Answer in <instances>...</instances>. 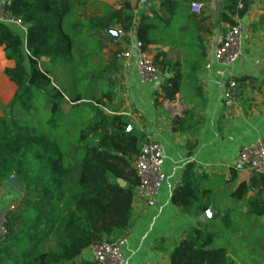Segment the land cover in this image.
<instances>
[{
    "label": "trees",
    "instance_id": "16d2710c",
    "mask_svg": "<svg viewBox=\"0 0 264 264\" xmlns=\"http://www.w3.org/2000/svg\"><path fill=\"white\" fill-rule=\"evenodd\" d=\"M249 4L248 0H226L219 22L235 25L233 18H243ZM6 11L21 21L25 38L21 37L23 31L17 29L15 33L0 22V47L5 59L13 62L4 75L16 87L13 100L0 117V190L14 178L22 187V195L15 211L5 215L0 264H97L78 263L76 259L104 241L122 239L130 227L133 191L138 185L133 164L145 136L135 133L119 112L104 113L100 99L84 103L80 94L68 98L39 63L47 59L59 66L72 64L70 33L81 37L85 30L91 32V41L98 49L112 42L108 33L113 26L128 34L134 22L130 3L124 1L100 17L71 24L70 32L65 29L71 11L69 0H9ZM158 12H152L151 17L141 14L136 29V39L162 76L153 95L155 105L159 99L174 101L176 95L195 84L199 63L205 57L200 33L210 32L201 11L197 15L181 14L177 1L161 0ZM180 20L187 25L181 26ZM253 28L264 31V12ZM157 29L163 31L164 41H176L175 49H171L176 50L175 60L168 57L169 52L150 49ZM246 80L239 81L237 91ZM195 94H199L197 88ZM111 97L107 90L102 92L107 101ZM64 103L70 105V113L81 112L85 119L72 137L63 136L68 127L63 118ZM198 125L190 111L171 122L173 132L191 138ZM69 160L78 165L73 187L69 183ZM231 173L234 179L233 169ZM204 180L207 177L196 174L192 165L184 170L171 197L182 214L200 218L212 206L211 189L201 188ZM250 192L254 196L246 198ZM263 194L264 176L252 172L229 197L244 201L246 213L260 218L264 214ZM214 219H220L236 235L237 227L227 214L216 212L209 222ZM209 222L199 221L175 242L170 264H246L244 254L214 245L217 235L208 230Z\"/></svg>",
    "mask_w": 264,
    "mask_h": 264
},
{
    "label": "crops",
    "instance_id": "0c3cea01",
    "mask_svg": "<svg viewBox=\"0 0 264 264\" xmlns=\"http://www.w3.org/2000/svg\"><path fill=\"white\" fill-rule=\"evenodd\" d=\"M3 1L5 0H0V3ZM74 1L69 0L70 15L73 16L76 10L85 4L88 5L85 0ZM97 1L100 0L93 2ZM174 1L179 3L181 14L183 12L195 14L191 12V5H201L202 15L207 18L205 24L210 26L208 34L200 33L205 57L199 63L195 84L176 95L174 101L162 102L159 99V105H155L153 95L157 91V85L143 84L140 81L133 60L129 62L116 60L119 66L116 84L124 89L121 99L123 103H119L124 107L117 112L127 118L135 133L145 136L141 144L157 142L162 145L165 156L161 169L164 179L155 197L154 206L149 207L139 198L137 192L133 191L131 225L121 237L124 240L121 252L126 264H170L169 255L175 242L199 221L209 222L216 212L221 211L222 197L219 192L229 186L231 193L238 184L251 177L252 171L235 165L239 150L264 140V31L253 28L264 12L263 1L248 0L250 4L245 16L233 18L234 23L239 24L242 29V48L240 58L229 69L221 67L213 56L218 39L231 27L229 24L219 22V15L226 0ZM140 3L139 9L147 11L142 14L151 17L152 12L159 13L161 0H141ZM107 10L108 5H105L102 11L108 13ZM103 14L105 13L102 12L101 15ZM138 22L139 19L133 23L132 29L124 37H116L113 40H117L121 47L126 48L130 42L137 40ZM74 23L76 22L73 21L72 24ZM180 23L181 26L187 25L183 20H180ZM11 29L18 33L17 27L11 26ZM163 36V31L157 29L152 34L155 42L150 49L169 52L168 57L175 60L176 50L171 49H175L177 43L174 40L164 41ZM21 37L24 40L25 32L21 33ZM158 40L162 43H158ZM47 63L50 61L41 59L39 64L42 68L41 64ZM12 67L13 62L5 59L3 48L0 47V111H5L16 93V87L4 75V70ZM229 79L235 80L237 86L240 80H247L238 88L234 108L225 109L224 88ZM195 88L199 91L198 95L195 94ZM185 111H190L199 122L198 131L193 138L187 134L175 133L171 127L172 120L181 117ZM2 114L1 112L0 117ZM188 165L193 166L196 174L207 177L201 185L203 189H211L212 215L207 221H202V216L197 218L184 215L172 204V193L180 184L181 176ZM232 169L235 172L234 179ZM250 196H254V193H248L246 198ZM1 205L0 202V209ZM223 211L230 214L236 212L242 216L240 226L245 222L250 230L253 228L261 230L260 238L254 237L248 242V253L251 258L249 256L245 262L264 264V214L253 221V217L246 213L244 201L233 200ZM236 235L240 239L246 237L241 227H237ZM91 251L92 248L85 250L76 262L92 261ZM230 256L234 258L232 254Z\"/></svg>",
    "mask_w": 264,
    "mask_h": 264
},
{
    "label": "rangeland",
    "instance_id": "374dc122",
    "mask_svg": "<svg viewBox=\"0 0 264 264\" xmlns=\"http://www.w3.org/2000/svg\"><path fill=\"white\" fill-rule=\"evenodd\" d=\"M93 1L94 0H85V2L88 3L87 6H85V4L82 8L76 10L74 12L75 16L69 15L67 17L65 21V29L67 32H70V25L73 21L76 23H84L90 17L102 16V12L106 13V11H102L105 5H108L109 10H107V12H111L114 9H118L120 4L124 1H128L131 6V13L134 17V22L136 20L138 21L140 15L145 11L143 9H139L141 0ZM117 28L118 27L113 26L110 32L114 33ZM70 34L73 39V63L67 66H59L50 62L49 64H41L42 69L48 71L54 84L62 88L68 98L80 94L83 98L82 102L84 103H91L94 98L100 99L102 103H104L102 110L108 115H111L113 112L123 108L124 105H120L119 103L122 102L121 99L123 97L122 93L124 92V89L116 84L118 81L117 76H119V72L117 71L119 66H117V59L115 58V55L119 51L124 50V48L118 44L117 40L115 41L111 38L112 42H107L103 47L98 49L97 45L91 41V32L86 30L83 32V36L81 37H74L72 33ZM111 64H113V66H111ZM105 90L110 92L112 96L110 102L102 98V92ZM62 110L63 118L68 126L65 128V135L63 136H75L77 131L83 127L85 119L83 120L82 117L84 116H82L81 112L70 113V105L68 103L63 104ZM1 112L5 114L6 109L5 111L1 110L0 113ZM15 116H19L17 115V112L15 113ZM57 137L60 138L59 134ZM68 166L70 169L69 183L70 186L73 187L77 178L78 165L76 162H73V160H69ZM15 181L19 186H21L17 180ZM229 188L230 187L227 186L219 192V195L222 197V209L220 212L221 214L222 212L227 214L235 227L243 228V232L246 237L240 239L237 235L231 234L229 229L223 225L220 219H214L209 222L208 230L215 232L217 235L214 240V245L216 244V246L225 247L228 251L232 250L234 252L241 253L240 256L244 254L243 258L244 260H247L249 256V258H251L250 253H247L248 242H251V239L254 237L260 238L261 230L259 228H253L250 230L247 228L245 222H243V226H240V221L243 220L242 216L236 212H232L230 214L223 211L232 204V199L229 197ZM21 195L22 187L21 190H16L7 184L2 190H0V202L2 203L0 213L5 214L11 207L14 208L12 211H15V208L21 199ZM252 220L254 221L255 219L252 218Z\"/></svg>",
    "mask_w": 264,
    "mask_h": 264
},
{
    "label": "built area",
    "instance_id": "2783aa9c",
    "mask_svg": "<svg viewBox=\"0 0 264 264\" xmlns=\"http://www.w3.org/2000/svg\"><path fill=\"white\" fill-rule=\"evenodd\" d=\"M9 0L0 3V22L9 26H15L25 32V28L20 20L12 18L6 11ZM241 6H239L240 8ZM202 7L198 4L191 5V12L198 14ZM118 38L125 34L118 29L116 31ZM242 48V29L239 24H235L221 36L215 46L213 56L215 61L224 69L232 67L241 56ZM117 60L129 62L134 61L140 81L143 84L158 85L161 80V74L158 68L153 64L151 57L143 50L141 42L135 40L130 42L124 50L116 54ZM238 98L237 84L233 79H229L224 88L225 109L234 108ZM164 150L161 144L157 142H146L140 147L139 154L135 158L133 169L138 179V185L135 189L137 195L149 207L154 206V200L159 187L163 182L162 165L164 163ZM236 166L246 168L256 174L264 176V140H259L254 144L242 147L237 155ZM11 207L5 214L0 213V237L4 236L5 215L12 211ZM124 245L123 239L115 241H104L92 248V261L97 264H126L121 249Z\"/></svg>",
    "mask_w": 264,
    "mask_h": 264
},
{
    "label": "water",
    "instance_id": "95a60500",
    "mask_svg": "<svg viewBox=\"0 0 264 264\" xmlns=\"http://www.w3.org/2000/svg\"><path fill=\"white\" fill-rule=\"evenodd\" d=\"M108 35H109V37L110 38H116L117 37V35H116V33L114 32H109L108 33ZM7 184L8 185H10L12 188H14V189H16V190H21V186H19L17 183H16V181H15V179L14 178H11V179H9L8 181H7ZM209 213H211L210 215H209ZM211 215H212V207H210L209 209H208V211L207 212H205L203 215H202V221H207L210 217H211Z\"/></svg>",
    "mask_w": 264,
    "mask_h": 264
},
{
    "label": "snow or ice",
    "instance_id": "6c2138e0",
    "mask_svg": "<svg viewBox=\"0 0 264 264\" xmlns=\"http://www.w3.org/2000/svg\"><path fill=\"white\" fill-rule=\"evenodd\" d=\"M211 213H209V215H210Z\"/></svg>",
    "mask_w": 264,
    "mask_h": 264
}]
</instances>
